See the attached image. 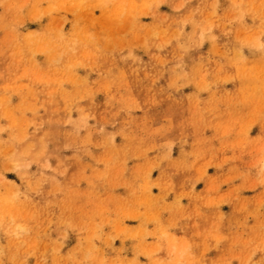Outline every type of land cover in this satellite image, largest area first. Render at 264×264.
<instances>
[{
	"label": "rangeland",
	"instance_id": "1",
	"mask_svg": "<svg viewBox=\"0 0 264 264\" xmlns=\"http://www.w3.org/2000/svg\"><path fill=\"white\" fill-rule=\"evenodd\" d=\"M0 264H264V0H0Z\"/></svg>",
	"mask_w": 264,
	"mask_h": 264
}]
</instances>
